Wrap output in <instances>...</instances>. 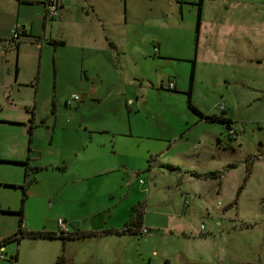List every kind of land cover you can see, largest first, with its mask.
Wrapping results in <instances>:
<instances>
[{"label":"rangeland","instance_id":"obj_1","mask_svg":"<svg viewBox=\"0 0 264 264\" xmlns=\"http://www.w3.org/2000/svg\"><path fill=\"white\" fill-rule=\"evenodd\" d=\"M16 2L0 0V114L6 108H12L18 117H23L24 111L34 112L36 123L37 115L43 116L41 113L55 104L57 120L64 123V110L68 107L62 105L63 97L78 90L77 76L83 79L75 49L80 38L66 35V27L83 34V0H65L69 24L64 26L59 25L58 15L42 21L39 0L20 3L18 12ZM119 14L120 20L124 19L120 43L135 58L131 64L126 57V69L120 63L112 75L120 79L141 75L139 82L151 89L146 91L145 101L142 89L139 103L132 104L130 109L111 99L116 104L111 120L115 127L126 128L128 116L138 134L154 133V128L146 125L150 121L157 124L160 119L171 131L188 128L186 117L194 114L186 107L184 91L196 51L231 48L234 55L242 56L236 66L232 54L230 64L224 68L197 59L194 71L198 78L189 85L191 105L221 104L235 129V137L228 139L218 122L189 128L190 134H216L217 130L220 133V142L205 136L204 142L193 148L190 146L195 141L188 140L187 154L193 159L183 164L196 173L216 171L217 177L189 176L182 168L168 173L165 169L163 176L152 175L147 181L144 162L134 170L133 185H141L140 189L130 186L129 196L139 201L145 233L83 237L81 230L74 235L67 222V234L71 237L22 236L16 242L4 243L0 264H53L58 254L62 255V264H264V0H199L196 30V0H119ZM14 24L26 30L18 33L16 49L15 40L10 39ZM48 39H60L62 43L54 46ZM156 48L169 55L168 59L146 62V66L137 61L138 54L153 56ZM172 75L183 92L165 88L166 77ZM157 79L161 86L156 84ZM12 80L20 85L15 86ZM1 90L12 94L7 102ZM78 113L83 116V107ZM7 128L18 130L20 125ZM71 135L69 142L61 146L64 153L77 145H71L77 134ZM25 142L26 135L15 137L0 148L3 152L8 148L16 150L20 145L24 147ZM28 165L32 170L41 164L30 161ZM25 166L24 161L0 160V177L16 175L19 181L0 187L5 199L17 206ZM62 172L52 165L28 173L35 181L25 189L22 202V223L25 218L30 225L26 230L52 232L58 217L62 219L67 211L80 209L76 200L83 199V181L64 182L71 178H63ZM167 175L177 180L169 182ZM147 186L148 191L144 192ZM100 188L95 185L93 194L100 195ZM45 192L59 193L64 201L49 209L41 207L39 197ZM14 251L13 260L9 255Z\"/></svg>","mask_w":264,"mask_h":264},{"label":"crops","instance_id":"obj_2","mask_svg":"<svg viewBox=\"0 0 264 264\" xmlns=\"http://www.w3.org/2000/svg\"><path fill=\"white\" fill-rule=\"evenodd\" d=\"M24 1L31 2L32 0H17V12L18 6L23 4ZM41 1L39 0L40 5ZM58 4L59 25L64 26L65 24H69V21L65 18L67 8L65 0H58ZM23 5H26V3ZM13 22L15 23V19ZM82 23L83 34L77 30L75 32L73 28L68 29L66 27V35L80 38V41L76 43L77 47L75 49L78 50V66L83 68V79L80 76H77L76 79L79 85L78 90L72 91L63 97L64 101L62 105L68 107L64 110L67 116L66 121L61 123L57 120L58 111L55 104H51L48 112L43 111L41 113L44 117L37 115L36 123L34 122V112L27 113L24 111L23 117H18L15 116L12 108H6L5 113L0 114V146L11 138L15 139V137H23L25 135L26 142L24 143V147L20 145L16 150L8 148L3 152L0 148V160L12 162L24 161L26 165V177L31 178V181L24 188V193L25 189L32 184L31 182L34 183L35 181L33 175L28 173L35 172L38 168L52 167V165L56 166L58 170L63 171V178H71L64 179V182L67 180H70V182L83 181V199L76 200L79 203L80 209L71 213L67 211L64 214V218L60 219L58 217L56 220H62L65 226L69 222L68 226L73 228L76 233L81 230L83 234H89L100 232L101 230L119 229L121 227L119 224L123 223L127 217L129 208L137 205L139 202L136 201L137 199L129 196V190L130 186L140 189L141 185H133V178L136 176L134 170L140 168L144 162L147 163L145 170L147 181L152 175L155 177L157 175L163 176L165 172L164 166L176 167V169L166 170V173L173 170L178 171L182 168L188 171L185 165H183L184 162L193 159L190 154H187L188 149L186 146L188 140L195 141L190 146V148H193L195 145L198 146L199 143H203L205 136L217 138L216 141L220 142V133L217 130L216 134L207 131L190 134V126H198L206 122L191 114L186 117V122L188 120L190 126L184 129L180 127L175 131H171L169 125L163 123V120L160 119L157 121L159 122L157 124L150 121L146 125L154 128V133H148L147 131V133L138 134L134 130L133 125L130 124L128 116L126 118V124L128 125L126 128L115 127L111 123L114 105L121 103L122 105H127L130 109L132 104L136 106L139 103V96L142 95L140 91L143 89V100L145 101L146 91L151 88L139 82L143 78L141 75L139 77L125 75L121 79L118 75H112L116 67L119 68L120 63L121 67L126 69L128 65L126 57L131 59V64L134 63L135 58L130 50L125 49V44L122 45L120 43L122 33L120 27L121 24H124V19L120 20L119 0H83ZM18 29V33H25L26 31L21 25L18 26ZM27 32L30 33L29 30ZM14 40V42H17V38ZM48 40L61 42L60 39ZM154 52L153 56L138 54L136 59L139 62L145 63L144 65L146 66V62L168 59L169 57V55L160 53L158 48ZM232 54L234 55L231 48L225 51H218L216 48H205V50L200 49L196 51V58L194 57L193 64H191V83L194 78H198L194 71L197 66V59L199 62H204L203 64H212L224 68L230 64L229 57ZM234 56V64L239 66L242 56ZM137 78L138 80L135 81ZM13 80L12 84L15 86L20 85ZM202 80L205 81L206 78H202ZM156 81H158L156 84L161 86V81L159 79ZM166 81L172 82V90H176L177 92L182 90L183 92L182 86L180 84L177 85L176 76H167ZM208 82H210V79H208ZM1 92L5 102H7V97L10 98L12 96L8 90L4 92L1 90ZM72 95L77 96V99L72 100L66 106L65 100L69 99ZM192 105L202 115L212 114L230 120L227 115H224V108L219 110L213 104L207 107H201L193 103ZM82 107L83 116L78 113ZM217 111L219 112L217 113ZM149 116L152 120V113H149ZM16 123L20 125L18 130H9L7 128L9 125ZM71 133L77 134L74 137L75 143L71 145H77L69 153H64L61 150V146L65 145L66 141L67 143L69 142V136L72 138ZM30 161L31 163L41 165L35 167L37 169L31 170V167L28 165ZM68 170L70 171L67 172ZM71 172H73V175L69 174ZM192 173L196 172L188 171L189 176H193ZM166 177L169 179V182L177 180L170 178L168 175ZM18 183L16 175L13 178L9 176L0 177V187L3 184L11 185ZM142 183L143 181L140 182V184ZM95 185H98V188L101 186L99 190L101 194L98 196L93 194ZM175 187L177 188L178 185ZM147 191L148 186L144 189V192ZM5 198V192L0 190V239L11 234L16 227V218L13 214H15L14 212L18 207L17 203L8 201ZM111 198L113 199L110 200ZM120 199H122L121 202ZM62 201L64 199L59 196V193L45 192L39 197L41 207L46 209ZM145 203L146 197L144 198ZM23 210L26 212V206L24 205ZM110 217H114V219ZM143 219L144 217L141 215L140 228L145 224ZM22 220L21 209L20 228L29 231L26 228L30 229V225L26 222L25 218L23 223ZM52 227L53 232L56 228V221ZM66 233H68V229ZM107 235L113 234H98V237ZM1 250L4 252L3 245H1Z\"/></svg>","mask_w":264,"mask_h":264},{"label":"trees","instance_id":"obj_3","mask_svg":"<svg viewBox=\"0 0 264 264\" xmlns=\"http://www.w3.org/2000/svg\"><path fill=\"white\" fill-rule=\"evenodd\" d=\"M24 3H31V2L24 1ZM198 7H199V0H196V15H195V23H194L195 30L197 29V26H198ZM22 34H23V32H22ZM49 42H50V44H52L54 46L61 43L60 41H54V40H51V41L49 40ZM16 46H17V42H14V49L16 48ZM187 81H188L187 89L184 91L186 107L195 116H197L200 119H203L206 122L222 123L224 128L226 127L227 124H230V120H227V119H224V118L212 115V114L211 115H202L201 113H199L195 109V107H193L189 102V85H190V81H191V68L188 71ZM164 167L167 170L176 169V167H173V166H164ZM33 169H37V168L34 167ZM192 175L195 177H202V178H216L217 172L216 171H208V172H204L202 174L192 173ZM29 181H31V178L26 177V166H25L24 170H23L22 184L20 185L21 196L19 199V205H18L16 211L14 212L16 214V227H15V230L11 234L0 239V245H4V243H6L8 241L16 242L17 239L22 237V236H26V237H30V238H55L56 237L59 239H63L65 237L66 238L71 237V236H68L67 233L65 235H60V234L53 233V232L25 231V230H22L20 228V225H21V209H22V202H23V197H24V188L29 183ZM140 224H141V210L137 205H133L129 208L128 215L125 218V220L123 221L122 226L119 229L101 230L100 232L83 234V237L95 236L98 234H107V233H112V234L138 233L139 229H140ZM76 234H78V233L75 232L74 235H76ZM14 258H15V251L11 255V259L14 260ZM62 263H63L62 255L58 254L54 258L53 264H62Z\"/></svg>","mask_w":264,"mask_h":264},{"label":"built area","instance_id":"obj_4","mask_svg":"<svg viewBox=\"0 0 264 264\" xmlns=\"http://www.w3.org/2000/svg\"><path fill=\"white\" fill-rule=\"evenodd\" d=\"M176 2H180L182 0H175ZM42 17L43 20H52L58 15V0H42ZM18 26L13 25L11 31H10V39H16L18 36ZM165 88L168 90L173 89V85L171 81L166 82ZM77 96L72 95L69 97V99L65 100V105L68 106L72 100H76ZM217 108L219 110H222L223 106L221 104L217 105ZM225 136L228 139H233L235 137V129L231 126V124H227L225 127ZM141 181L138 180V183ZM67 232V228L62 220H56V231L55 233L60 235H65ZM146 230L144 228L139 229V233H145ZM2 258V250L0 245V259Z\"/></svg>","mask_w":264,"mask_h":264},{"label":"flooded vegetation","instance_id":"obj_5","mask_svg":"<svg viewBox=\"0 0 264 264\" xmlns=\"http://www.w3.org/2000/svg\"><path fill=\"white\" fill-rule=\"evenodd\" d=\"M41 7H42V5H41Z\"/></svg>","mask_w":264,"mask_h":264}]
</instances>
